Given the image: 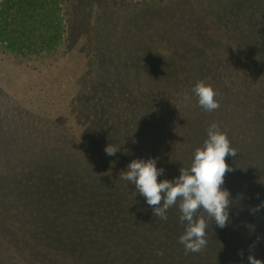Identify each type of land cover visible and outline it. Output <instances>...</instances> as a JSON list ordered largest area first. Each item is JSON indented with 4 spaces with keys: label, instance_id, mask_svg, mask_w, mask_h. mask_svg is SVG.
<instances>
[{
    "label": "trees",
    "instance_id": "obj_1",
    "mask_svg": "<svg viewBox=\"0 0 264 264\" xmlns=\"http://www.w3.org/2000/svg\"><path fill=\"white\" fill-rule=\"evenodd\" d=\"M213 122L237 151L229 224L186 253L178 203L161 220L119 175L178 178ZM262 203L264 0H0V264L264 262Z\"/></svg>",
    "mask_w": 264,
    "mask_h": 264
},
{
    "label": "clouds",
    "instance_id": "obj_2",
    "mask_svg": "<svg viewBox=\"0 0 264 264\" xmlns=\"http://www.w3.org/2000/svg\"><path fill=\"white\" fill-rule=\"evenodd\" d=\"M198 98V105L207 112L220 108L219 93L211 83L198 81L192 89ZM185 101L191 97L183 95ZM120 148L109 144L105 148L108 156H114ZM236 157L237 151L231 146L226 131L213 122L207 129V139L202 147L195 150L190 168H181L178 178L162 180L164 169H158L155 158L134 159L119 177L134 185L149 206L155 217L167 220V210L179 205L180 221L187 222L179 243L185 252L198 253L207 246L208 220L223 229L229 224V207L232 203L230 192L222 188L226 173L233 169L226 163L227 156ZM264 207V203L251 209L254 214ZM202 213H206V216ZM259 239V238H258ZM242 255V252L240 253ZM249 264H264L254 255L248 256Z\"/></svg>",
    "mask_w": 264,
    "mask_h": 264
},
{
    "label": "rangeland",
    "instance_id": "obj_3",
    "mask_svg": "<svg viewBox=\"0 0 264 264\" xmlns=\"http://www.w3.org/2000/svg\"><path fill=\"white\" fill-rule=\"evenodd\" d=\"M99 1V0H98ZM147 1V0H113L114 6H121L123 7L124 5H133V4H138L140 2Z\"/></svg>",
    "mask_w": 264,
    "mask_h": 264
}]
</instances>
